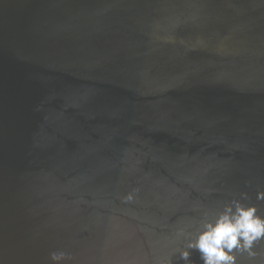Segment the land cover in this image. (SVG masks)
Instances as JSON below:
<instances>
[{"label":"water","instance_id":"water-1","mask_svg":"<svg viewBox=\"0 0 264 264\" xmlns=\"http://www.w3.org/2000/svg\"><path fill=\"white\" fill-rule=\"evenodd\" d=\"M260 193L264 0H0V264H204Z\"/></svg>","mask_w":264,"mask_h":264},{"label":"clouds","instance_id":"clouds-1","mask_svg":"<svg viewBox=\"0 0 264 264\" xmlns=\"http://www.w3.org/2000/svg\"><path fill=\"white\" fill-rule=\"evenodd\" d=\"M264 199V193L258 194ZM264 239V218L257 215L255 207H237L235 213L231 209L221 215L215 224H208L190 248L201 254L204 264H235L233 250L249 251L255 242ZM188 252L182 253L187 260Z\"/></svg>","mask_w":264,"mask_h":264}]
</instances>
